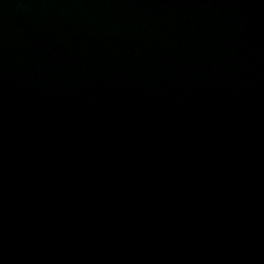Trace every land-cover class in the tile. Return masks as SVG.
Instances as JSON below:
<instances>
[{"label":"water","instance_id":"95a60500","mask_svg":"<svg viewBox=\"0 0 264 264\" xmlns=\"http://www.w3.org/2000/svg\"><path fill=\"white\" fill-rule=\"evenodd\" d=\"M0 264H264V0H0Z\"/></svg>","mask_w":264,"mask_h":264}]
</instances>
